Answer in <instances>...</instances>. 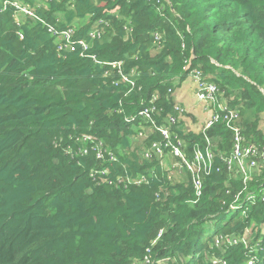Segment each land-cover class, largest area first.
Masks as SVG:
<instances>
[{"label": "trees", "instance_id": "obj_1", "mask_svg": "<svg viewBox=\"0 0 264 264\" xmlns=\"http://www.w3.org/2000/svg\"><path fill=\"white\" fill-rule=\"evenodd\" d=\"M4 1L0 264H264V163L246 181L227 167L225 123L174 128L188 158L214 151L201 196L185 170L142 160L159 134L137 136L139 111L166 126L173 90L198 70L246 144L264 148V0H17L88 44L61 53L43 23ZM225 237L240 242L216 243Z\"/></svg>", "mask_w": 264, "mask_h": 264}, {"label": "built area", "instance_id": "obj_2", "mask_svg": "<svg viewBox=\"0 0 264 264\" xmlns=\"http://www.w3.org/2000/svg\"><path fill=\"white\" fill-rule=\"evenodd\" d=\"M38 1V0H36ZM3 6H11L15 12L16 16H29L31 18L38 19L37 15L34 13V9L29 6L28 4H21L17 0H5L3 2ZM8 7V8H11ZM43 25L47 28V31L53 36L59 39V42L57 44V51L59 53L61 52H72L75 50L76 46H80L84 51L87 49V43L84 40H76L74 38V30L71 28L64 29L62 31H58L54 29L52 26L45 24L43 20L38 19ZM97 35V32L94 31L91 33V36L95 38ZM155 41L159 40V37L157 34H154ZM22 38V36H21ZM113 66H118V64H113ZM193 76H196L194 81L196 84V98L198 101L202 102L203 104H206L207 106L212 108L213 112V121H216L218 119H221L223 122L226 123V126L232 131L233 133V144H232V151L231 156L226 161L227 167L233 171L236 170L241 176H243L244 181L248 180L250 177V173L252 170H257L260 167L261 163H264V148L262 150L257 149L251 144H246L242 133L241 128L239 124L236 123V119L238 117L237 114H234L230 112V110L220 103H218V100L216 98V88L213 84H210L208 82H205L200 77V74L197 77V74H192ZM171 93V91H169ZM156 97L153 96V100H151L149 103L153 104L155 102ZM215 107L219 111H221L223 114V117L220 118L215 112ZM174 109H177L175 107ZM152 111L153 108L146 107L143 110H140L138 113V116L143 120L144 124H146L149 129L152 131L151 134H159L160 140L153 141V143L150 146V149L143 153V158L145 159H151L153 156L157 157L159 160H161L162 155L165 152H168L171 157L174 159H180L186 166V168L191 172L192 174V180H193V188L195 191L196 196H200L202 194V188H203V176L207 173V170L211 167V164L214 160V154L211 153L209 150H206L205 154H203L200 150H196L194 152V156L191 159V161H187L183 154L179 151V148L177 145L179 144L180 140L176 138V142L174 143L170 139V134L166 128V126L156 125L155 121L152 118ZM168 121L174 122V117L172 115H169L167 118ZM212 122L208 121L205 124V128H209L211 126ZM206 130V129H203ZM156 132V133H154ZM138 138H144V133L140 131L138 133ZM84 140H87L84 138ZM98 158L102 157V154L99 152L97 155ZM112 157V155H110ZM160 164L162 165V161H160ZM164 166V165H162ZM176 163L172 165V169H177ZM102 174H106V170L102 171ZM145 181L144 178H140L137 180H134L133 183L135 185H139ZM239 195L236 198V200L233 202V205L230 206L231 210L237 209V201H238ZM264 200V194H262L261 197ZM256 199L255 195H249L246 197V201L248 202H254ZM225 241L229 245H236L240 241L235 237H225L220 238L216 240V243L219 244L221 242ZM245 242V241H244ZM213 264H225L222 261L214 260L212 262ZM248 264H254L253 260L248 261ZM133 264H139V263H133Z\"/></svg>", "mask_w": 264, "mask_h": 264}, {"label": "crops", "instance_id": "obj_3", "mask_svg": "<svg viewBox=\"0 0 264 264\" xmlns=\"http://www.w3.org/2000/svg\"><path fill=\"white\" fill-rule=\"evenodd\" d=\"M174 90L173 95H171L173 103H179L186 111V115L182 119L183 126L189 131L195 133L201 132L204 124L212 117L213 110L206 104L198 102L196 98L195 81L193 83L192 79L188 77ZM140 131H142L145 135L144 138H139L140 140H145L147 138L146 133H152L149 127L145 124L142 125V129H140ZM140 131H138V133ZM174 163L175 159L170 155H167L162 161V165H164L165 168H169L171 171H173L172 165H174ZM210 227H214V225L212 224Z\"/></svg>", "mask_w": 264, "mask_h": 264}, {"label": "rangeland", "instance_id": "obj_4", "mask_svg": "<svg viewBox=\"0 0 264 264\" xmlns=\"http://www.w3.org/2000/svg\"><path fill=\"white\" fill-rule=\"evenodd\" d=\"M159 37V36H158ZM159 40H160V37H159ZM159 40H157V41H159ZM194 73H196L197 74V77H199L198 75L200 74V71H198V70H193V71H191L190 72V74L188 75V77L189 78H191L192 79V81H193V83H194V79H195V77L196 76H193L192 74H194ZM187 77V78H188ZM203 79H205L204 77H202ZM174 92H175V90H174ZM216 94H217V90H216ZM172 95H173V92H172ZM151 100H153V97H152V99ZM198 102H200V101H198ZM175 107H177V109H174ZM173 110H174V114L172 115V117H174V122H171V121H168L167 120V124H166V128H167V130H168V132H169V134H170V139L175 143L176 142V135H175V132H174V128L178 125V124H180V123H182V119L185 117V115H186V111H185V109L182 107V106H180V104L179 103H174V105H173ZM230 112H232V113H234V114H237V112L236 111H234V110H230ZM238 115V114H237ZM140 120H142L141 118H140ZM219 120V119H218ZM210 122H212V124L213 123H215L216 121H213V117H211L210 118V120H209ZM225 123V122H224ZM206 124V123H205ZM205 124H204V126L202 127V129H206L207 130V128H205ZM211 124V125H212ZM225 125H226V123H225ZM183 128H184V131L185 132H192V131H189V130H187L186 129V127H184L183 126ZM192 133H195V132H192ZM197 134V133H196ZM87 139V138H86ZM177 147L179 148V151L183 154V156L185 157V159L187 160V161H191V159L193 158V156H194V152L196 151V150H200V149H197V147H195L194 148V150H193V152H192V156L190 157V158H188L187 157V155H186V147H187V145H186V143H184V141L181 139V141L179 142V144L177 145ZM254 147H256L257 149H259V147H257V146H255L254 145ZM206 150H209L211 153H214V151L211 149V146H207V148H205V150L204 151H201L203 154H205V152H206ZM169 153L168 152H165L163 155H162V158H161V160H159V162L160 161H163V159H165V157L168 155ZM116 159H115V157H110V161H115ZM142 160H145V161H149L148 159H145V158H143ZM175 163H176V165H177V167H179L180 169H183V170H185V172H187V173H189L191 176H192V174H191V172L186 168V166H185V164L180 160V159H177L176 161H175ZM161 168H162V166L161 165H159ZM173 170H175V169H173ZM234 171V170H233ZM204 181V180H203ZM201 196V195H200ZM261 200L262 201H264L262 198H261ZM214 232V227H209V228H207V233L208 234H210V233H213ZM244 240H245V243H248L249 242V237L247 236V237H244ZM248 264V263H247Z\"/></svg>", "mask_w": 264, "mask_h": 264}, {"label": "clouds", "instance_id": "obj_5", "mask_svg": "<svg viewBox=\"0 0 264 264\" xmlns=\"http://www.w3.org/2000/svg\"><path fill=\"white\" fill-rule=\"evenodd\" d=\"M146 125V124H145ZM147 126V125H146Z\"/></svg>", "mask_w": 264, "mask_h": 264}]
</instances>
